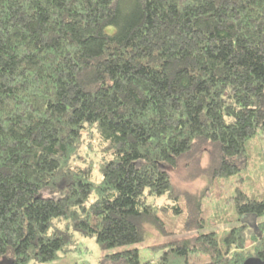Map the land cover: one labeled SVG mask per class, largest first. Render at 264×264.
<instances>
[{
  "label": "trees",
  "instance_id": "trees-1",
  "mask_svg": "<svg viewBox=\"0 0 264 264\" xmlns=\"http://www.w3.org/2000/svg\"><path fill=\"white\" fill-rule=\"evenodd\" d=\"M263 140L264 0H0V264L264 259Z\"/></svg>",
  "mask_w": 264,
  "mask_h": 264
},
{
  "label": "rangeland",
  "instance_id": "rangeland-1",
  "mask_svg": "<svg viewBox=\"0 0 264 264\" xmlns=\"http://www.w3.org/2000/svg\"><path fill=\"white\" fill-rule=\"evenodd\" d=\"M264 141V140H263ZM264 143V142H263ZM264 151V148H263ZM174 180L179 183L178 178H174ZM206 183V180L204 178L197 179L196 181L192 183H181L182 187H186L189 190H198L201 189ZM237 186V183L233 182L228 187V194H234L235 187ZM256 190L259 189V181L256 182ZM241 190L244 193H250L253 190V185H249L245 182H243L240 185ZM261 191V190H260ZM159 201V200H158ZM217 227L218 229L223 228V224L220 225H208L204 227V229H211ZM163 237L160 236L156 231L154 230H148L147 234L145 236V242H143L145 245H150L153 242H158ZM140 248V255L145 259H154L158 252L155 253L149 248H143L140 246V244H137ZM206 257H203V260H206ZM52 262L59 263V264H113L110 262L108 257L103 256V251L100 250L97 246V243L94 240V237L87 236V237H79L77 239V242L75 244V249L69 251L66 254H61L60 257L53 260ZM50 262H37V261H29L26 264H48Z\"/></svg>",
  "mask_w": 264,
  "mask_h": 264
},
{
  "label": "water",
  "instance_id": "water-1",
  "mask_svg": "<svg viewBox=\"0 0 264 264\" xmlns=\"http://www.w3.org/2000/svg\"><path fill=\"white\" fill-rule=\"evenodd\" d=\"M243 264H264V259H261L256 256H250L245 259Z\"/></svg>",
  "mask_w": 264,
  "mask_h": 264
}]
</instances>
